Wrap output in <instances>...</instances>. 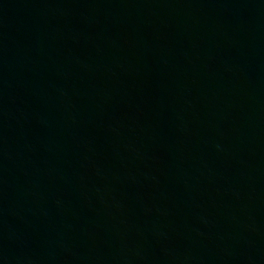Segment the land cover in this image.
Here are the masks:
<instances>
[{
	"label": "water",
	"instance_id": "water-1",
	"mask_svg": "<svg viewBox=\"0 0 264 264\" xmlns=\"http://www.w3.org/2000/svg\"><path fill=\"white\" fill-rule=\"evenodd\" d=\"M0 264H264V0H0Z\"/></svg>",
	"mask_w": 264,
	"mask_h": 264
}]
</instances>
